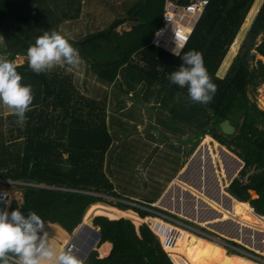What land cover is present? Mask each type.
I'll list each match as a JSON object with an SVG mask.
<instances>
[{
    "label": "trees",
    "instance_id": "trees-1",
    "mask_svg": "<svg viewBox=\"0 0 264 264\" xmlns=\"http://www.w3.org/2000/svg\"><path fill=\"white\" fill-rule=\"evenodd\" d=\"M165 1L137 0L128 7L125 16L117 17L106 28L70 42L79 50L88 70L102 83L122 85L119 76L127 72L132 78H140L139 83L143 82L144 86L159 85L160 95L166 91L173 97L179 92V101L170 110L191 130L182 132L186 135L192 132L196 142L211 135L245 162L238 176L230 185L227 183V191L264 216V180L247 183L245 179L250 173V178L264 173V109L249 94L250 88L255 91L264 83V63L259 61L258 66H250L256 36L264 33V0H209L180 56L151 44L162 25ZM81 3L82 0H0V36L5 44L2 52L14 63L18 55L25 56L23 63H15L16 70L22 76L21 84L30 86L34 96L23 127L12 112L0 114V178L121 196L105 171L106 153L113 142L104 103L107 97L101 102L97 97L81 93L65 69L37 75L29 69L26 59L27 49L45 31H59L61 23L80 16ZM258 3L260 8L254 12ZM257 14L246 42L223 72L232 48L224 57L241 26L235 43L246 34L247 20L251 19L252 23ZM129 15L138 17L134 18L139 21L138 25L119 32L118 27ZM238 44L233 45L236 52ZM258 49L264 55V40ZM190 50L202 54L207 72L217 85L207 105L191 103L187 88L169 80L170 74L182 65L181 56ZM217 71L225 76H218ZM166 95H161L164 104L169 99ZM226 119L235 127L232 134L223 132L220 126ZM22 188L23 203L19 210L25 216L34 211L44 222L59 223L69 233L82 222L84 215V221L98 215L93 223L100 227L99 245L110 241L113 247L104 258H99L93 250L82 264H174L147 224L137 228L131 219L125 218L144 222L147 216L153 215L150 211L121 202L116 204L119 209L101 203V197L72 190L32 185H22ZM251 189L260 196L252 198ZM159 196L150 202L157 205ZM147 207L159 210L155 206Z\"/></svg>",
    "mask_w": 264,
    "mask_h": 264
},
{
    "label": "rangeland",
    "instance_id": "rangeland-1",
    "mask_svg": "<svg viewBox=\"0 0 264 264\" xmlns=\"http://www.w3.org/2000/svg\"><path fill=\"white\" fill-rule=\"evenodd\" d=\"M136 1L137 0H82L81 3L82 11L80 16L77 19L69 20L61 23L59 25L58 32L64 35L69 40L70 43V41L79 39L89 32H94L106 28L117 17L125 16L128 7L135 4ZM260 1L263 2V0ZM255 6L256 7H254L255 9L254 12H256V10H259L260 8L259 3ZM250 10L247 16L249 15ZM258 15L259 14L255 16V19L253 20L252 23H251V19L249 21L247 20L248 23L246 22L247 23L246 27L249 28L246 34L243 33L241 35L238 41L239 44L237 46L238 48L236 52L235 50L236 48L233 45L238 43L235 42L236 39H238V35L240 31L242 30L243 26H241L237 36L235 37L234 42L231 44L226 56L224 57V59L227 57L230 49L232 48L229 59H227L226 62L224 63L223 72L226 71L232 59L239 53L240 49L243 47L249 33L253 28L254 22L256 21ZM247 16L245 18V21L247 19ZM134 18H138V17L129 15V19L123 24H121L117 30L129 31L131 27L138 25L139 21ZM263 36H264L263 32L262 33L260 32L256 36L255 44L251 49V52L254 54V58L251 59V65H250L251 68L256 67L257 66L256 60L260 59V56H263L262 54H260L258 50V45L261 44ZM4 47L5 44L3 37L0 36V56L3 57L4 54L2 51H4ZM136 58H138L137 55ZM24 59L25 56H17L15 59V63L21 64L23 63ZM223 61L221 65L223 64ZM60 68L65 69L66 72L72 75V77L75 80L74 83L78 87L81 93H84L91 97H97L98 100L101 102L105 99V96L107 95L106 101L104 103L107 104L105 109L107 113L109 128L111 133L113 134L115 145H114V150L111 151L108 158L106 155V159L108 162L107 165H109V169H107L106 172L108 173V175L110 176L112 175L111 178H113L114 181L117 182V184L119 185L118 192H120L121 196H112L106 192L105 193L97 192V195L95 196L101 197L103 199V202L107 204L116 205L117 203L121 202V201L119 202L117 201V199L120 198V199H124L125 201L132 200L135 203L145 207L155 205V207H157L159 210H154V211L167 214L177 220H180L187 226L199 230L205 236L208 237L206 239L220 243L224 248H226L228 254L244 256L260 264H264L263 254L235 240L226 238L220 235L217 231L202 226L190 219L182 217L163 207L157 206L154 203H148L144 201L146 198L156 199L157 196L162 193V191L157 188H162L164 185L166 186L169 183V181L176 176L179 169L182 170L185 169V166L191 159L192 155L195 153L198 147L204 142L203 139L200 142L194 141L192 132H190V134L186 136L181 135L183 130H185L186 132H189L191 130L189 129V126H185V123L183 121L179 122L176 119V117L172 113L173 110H170V108L168 109V107L166 106H162L160 109H156L155 107H150V109L146 110L145 108H143L144 103H142L143 101L140 100L150 95L153 96V98L155 99L157 95V91H153V90L159 89V85L152 86L151 88L148 86H144V87L142 86L138 90H135L136 92H132L133 95L130 96L129 94V97H127V91L126 92L121 91L122 89L120 88V84H117V88H112L111 85L102 83V81H100L98 78L92 75L91 70H88V66L84 62H82L76 68H69L67 66L65 67L57 66L53 70L60 71ZM218 71H217V75L220 76ZM224 76H220V77L223 78ZM139 79L138 77H133L130 80L131 82L129 87L131 88L135 87L139 82ZM86 80L87 82H85ZM120 80L123 79L120 78ZM124 80L126 79L124 78ZM142 92H144L147 96L142 97L140 95ZM249 94L252 99L256 100L259 107L264 109V83H262L255 91L250 88ZM161 95L164 96L165 94L161 93ZM166 97L169 98L168 95H166ZM173 100L179 101V92L175 93V95L173 96ZM10 112H11L10 109H8L6 106L0 103V114L7 115ZM166 134L168 138L164 143L163 140L166 138L165 137ZM189 137L191 138L189 139L190 140L189 142L188 141L184 143L182 142L184 141L185 138H189ZM214 140L215 139H211L209 142L210 146L212 147L210 153L212 157H213L212 153L217 154L215 158L213 157V161L215 163V166L217 167L218 170L217 172L219 174V171H222V168L224 167V163H225L224 160L226 159V157H224L220 153L219 149L215 146ZM159 144L163 146L161 147L159 146ZM117 148L118 151L116 150ZM113 151L114 153H112ZM110 169L113 171V173H111L112 171ZM249 175L245 178L247 183L264 180V173L251 178L249 177ZM162 180L164 181V183H160ZM193 180L194 177L192 175H189V179H179L178 183H180L183 186L185 184V187H187L189 190L190 189L192 191L194 190L193 192L190 191L193 194H196L197 192V194L202 197L201 199L205 203L211 202L207 200L213 198L210 197L211 194L214 197L215 195L213 194L212 191L206 192L207 190H203L207 186L206 182L203 183V189H201L198 185H195ZM210 185L212 186V183ZM17 186L18 185H14V182H0V189L7 190L10 193L11 199L13 196L16 197V195L18 194ZM220 186L222 188V193H227L225 192V190L227 191L228 185L226 183V180L223 179L222 177H220ZM251 190H255V189H251ZM134 194L138 195L140 198L139 199L129 198L131 197V195L133 196ZM259 196L260 195L257 192V196H252V198H257ZM233 200H235L237 203V210L233 211L234 213L228 214L226 213V209L225 211H221L223 208L218 207L217 209L218 211L216 212H219L220 214L209 217L208 220L209 224L212 225L216 224V226L223 225L224 228L226 223H224L223 221L225 220L228 221L229 219H231L233 222L236 223L238 219L237 217L240 216V209L245 208L246 202L240 201L234 197L232 198V201ZM122 203H126V202H122ZM211 204L213 203L211 202ZM197 205H199V201ZM199 208H202V206ZM196 210L198 211V209ZM125 218L131 219L136 227L140 226L143 223V222L135 223V220L130 217H125ZM185 221H188L189 223ZM233 227H238L240 233L239 225L232 224L230 228ZM203 228L205 230H203ZM185 230L196 234L194 231H191L189 229H185ZM246 231L247 228L244 226V229L240 233L242 237H245L244 232L246 233ZM225 243H229L234 247H237L235 243H239L243 247L240 248L243 249L248 254L247 253L244 254L241 250H238L236 248L229 247ZM248 249L253 251V253L250 252ZM232 252H237V253H232Z\"/></svg>",
    "mask_w": 264,
    "mask_h": 264
},
{
    "label": "clouds",
    "instance_id": "clouds-1",
    "mask_svg": "<svg viewBox=\"0 0 264 264\" xmlns=\"http://www.w3.org/2000/svg\"><path fill=\"white\" fill-rule=\"evenodd\" d=\"M183 48L184 45L177 39L172 52L180 56ZM26 59L29 69L37 75L50 72L57 66L76 68L82 63L79 50L55 30L45 31L39 36L35 44L27 49ZM181 59L183 63L170 74V82L186 87L191 103L209 104L217 85L207 72L202 54L190 50ZM16 69L14 62L0 56V103L11 110L17 117V123L23 127L34 96L30 86L21 84L22 76ZM4 197L5 194L0 199ZM76 252L77 247L73 252L71 248L65 249L52 243L45 231V222L36 212L29 211L25 216L21 210L11 213L6 209L0 210V264H82V260L73 254Z\"/></svg>",
    "mask_w": 264,
    "mask_h": 264
},
{
    "label": "bare ground",
    "instance_id": "bare-ground-1",
    "mask_svg": "<svg viewBox=\"0 0 264 264\" xmlns=\"http://www.w3.org/2000/svg\"><path fill=\"white\" fill-rule=\"evenodd\" d=\"M213 139L211 135H206L203 138V144L209 145V151L211 152L212 147L210 146L209 142ZM215 141V146L219 147V142ZM213 157L215 158L217 154L212 153ZM203 160L206 162L207 160V154L206 151H204L203 154ZM226 157V156H225ZM224 167L222 168V171H219V181L220 177L226 180V183H229L228 175L230 172V169L236 166V162L232 160L231 158H227L224 160ZM205 166V165H204ZM186 167V166H185ZM209 172L206 171V167H204V183L206 182V187L203 190H207L206 192H213L215 197L211 194L210 200L211 202H208L206 204L201 203V196L197 194H194L197 196V199H195V210L191 209L190 201H192L191 198L185 196L183 190L187 189V187L181 185L178 183V177H176L169 187L173 185V183H177L182 187V193H181V202H177V191L174 189V193H172V202L164 201V198H161L158 200L157 206L163 207L173 213H176L182 217H185L187 219H190L202 226L208 227L214 231H217L220 235L229 238L234 239L235 241L261 253L264 255V216H261L259 214H256L254 210L246 206L243 209H240V216L237 217V224L235 222H230V220L223 221L226 223V225L223 228V225L216 226L209 224V217L215 216L217 214H220L218 211V207H222L223 209L221 211H225L226 213H234L233 211L237 210V203L235 200L229 202L223 195L216 196V192H214V185L211 181V178L207 176ZM189 175H192L195 179L194 172H191ZM180 182V181H179ZM183 182V181H182ZM212 183V186L210 185ZM189 185V184H188ZM186 185V186H188ZM213 188V189H212ZM170 188L167 189V191ZM222 190V188H221ZM189 191H192L191 189ZM194 191V190H193ZM192 191V192H193ZM166 192V191H165ZM225 192L228 193V191L225 190ZM195 193V192H194ZM226 193V194H227ZM228 195V194H227ZM253 196H257V191L253 192ZM165 197V196H162ZM199 198L201 200H199ZM209 199V198H208ZM185 201V203H184ZM199 201V205L198 204ZM203 201V200H202ZM204 202V201H203ZM178 205L180 208H178ZM197 205V207H196ZM202 208H199L201 207ZM202 209V210H201ZM146 221L151 223V226L156 229V232L160 233L163 236L164 230H170L173 229L175 232V238L173 240V235L171 237L170 243L164 242V248L167 251V253L170 255L172 261L174 264H260L252 259H249L244 256L235 255V254H228L226 248H224L220 243L206 239V237H202L199 235H196L190 231H187L179 226L172 225L171 227L167 222L164 220H161V218H147ZM239 225L240 227V233L244 229V226L247 228L246 233L244 232L245 237H242L239 233V228L237 231H231L232 229L230 226L232 225ZM162 230V231H160ZM258 235V236H257ZM104 249L102 248V253H104Z\"/></svg>",
    "mask_w": 264,
    "mask_h": 264
},
{
    "label": "built area",
    "instance_id": "built-area-1",
    "mask_svg": "<svg viewBox=\"0 0 264 264\" xmlns=\"http://www.w3.org/2000/svg\"><path fill=\"white\" fill-rule=\"evenodd\" d=\"M208 4H209V0H192L188 3H182V2H179L178 0H166L165 6H164L162 25L159 27V29L154 34L151 44L156 47L162 48L165 51L173 54L172 49L176 47L177 39H178L179 43L184 45V48L180 50V53H181L185 49L186 45L188 44L194 28L197 25L199 19L201 18ZM119 32H123V31H119ZM75 191L97 195V192H90V191H84V190L83 191L75 190ZM3 194H5L6 197H4V199H0V210L6 209L9 212V207L11 205V200H12L11 196L7 190L0 189V196H3ZM117 201L118 202L121 201V203L126 202L125 204H128L130 206H134V207H138V208L150 211L153 215L149 217L161 218L162 220H164L165 222L169 224L170 228H172L171 227V224H172V225H176L179 227L181 226L184 229H189L198 234H203L199 230L187 226L180 220H177L167 214L154 211L156 209L151 210L150 208L137 204L132 200L125 201L124 199L119 198L117 199ZM143 223L147 224V226L157 235L163 248H164V242L170 243L172 235H173V240H174L175 232L173 229H170L169 231L167 229L164 230V232L162 233L163 234L162 236L160 233L156 232V229H154L151 226V223H149L148 221H144ZM225 244L229 247L241 250L244 254L247 253L238 246L234 247L233 245L229 243H225ZM64 248L65 249L71 248L72 251L74 252L76 249L75 244H74V238H72V240H70L65 245Z\"/></svg>",
    "mask_w": 264,
    "mask_h": 264
},
{
    "label": "water",
    "instance_id": "water-1",
    "mask_svg": "<svg viewBox=\"0 0 264 264\" xmlns=\"http://www.w3.org/2000/svg\"><path fill=\"white\" fill-rule=\"evenodd\" d=\"M223 132L225 133H229L232 134L235 131V127L230 123L229 119L224 120L223 122H221L220 124ZM220 153L227 158H231L232 160H234L236 162V166L230 169L229 175H228V179H229V185L231 184V182L238 176V174L240 173V171L242 170V168L245 165V162L239 158L237 155H235L233 152H231L230 150H228V148H226L224 145L219 143V147H218ZM204 151H206L207 154V160L206 162H204L203 160V154ZM205 165V166H204ZM204 167H206V171L209 172V174H207L208 177L211 178V181L214 185V190L216 192V196L220 197L223 193L221 190V186H220V181H219V174H218V170L217 167L215 166V163L213 161V157L211 156V153L209 151L208 145H204L203 143L198 147V149L195 151V153L192 155L191 159L189 160V162L187 163L185 169H183L179 175L177 176L178 179H189V174L191 172H194L195 175V179L193 180L195 185H198L201 189H203V183H204V178H203V174H204ZM228 185V186H229ZM170 189L163 194V196L165 197H161L164 198V201H169L172 202V193H174V189H176L177 191V202H181L180 199V195L182 193V187L180 185H178L177 183H173V185H171L169 187ZM255 190H250L251 195L253 196V192ZM185 196L189 197L192 199V201H190V205H191V209L193 210V212L196 210L195 209V204L196 201L195 199H197V196L194 195L193 193H191L189 190L184 189L183 190ZM229 202L232 201L233 196L228 192V195L226 193H224L223 195ZM160 198V199H161ZM201 200V199H199ZM202 204H206L205 202H203L201 200ZM19 204L17 202V200H13L11 205H10V212L13 210H19ZM178 208H180V206L178 205ZM230 222H233L231 219H229ZM231 231L234 230H238L235 227L231 228ZM78 231L74 234H76V237L74 239V244L77 247V252L76 254L81 258V259H86L87 256L89 255V253L93 250V248H95L96 244L98 243V241L101 238V233L94 229L90 224H84L80 227H78L77 229ZM88 234H90V236H88Z\"/></svg>",
    "mask_w": 264,
    "mask_h": 264
},
{
    "label": "crops",
    "instance_id": "crops-1",
    "mask_svg": "<svg viewBox=\"0 0 264 264\" xmlns=\"http://www.w3.org/2000/svg\"><path fill=\"white\" fill-rule=\"evenodd\" d=\"M166 2V1H165ZM165 5V4H164ZM71 43V42H70ZM18 56H21V55H18ZM25 60V59H24ZM24 62V61H23ZM119 78H122L123 80H121V81H123V84L122 85H120V88L122 89L121 91H127V97H129V94H130V96L131 95H133L132 94V92H136L135 90H138L140 87H144V83L143 82H141V83H137V85L135 86V87H133V88H131V87H129V85H130V80L132 79V75L130 74V73H127V72H125V74H124V76L123 75H120L119 76ZM124 78L126 79V80H124ZM118 83V82H117ZM119 83H121V82H119ZM145 86H147V84H145ZM111 87L112 88H117V84H115V85H111ZM153 91H157V95H158V98H157V95H156V97H155V99L153 98V96H148V97H145V96H147L144 92H142L140 95L142 96V97H145V98H143V99H141L140 101H143L142 103H144L143 104V108H145L146 110L147 109H150V107H155L156 109H160L162 106H166V107H168V109L170 108V107H172L173 106V104L176 102V101H174L173 100V97H171V96H169V99L167 100V103L166 104H164L163 103V100H162V96H160V94H159V90L158 89H155V90H153ZM117 92V91H116ZM165 95L167 94L166 92H163ZM168 95V94H167ZM175 95V94H174ZM105 97H107V95L105 96ZM147 105V106H146ZM143 110V109H142ZM144 111V110H143ZM176 134H177V132H176ZM189 134V133H188ZM181 135H184V136H186V134L184 133V132H182L181 133ZM166 138L163 140L164 141V143L166 142V140H167V138H168V136H167V134H166V136H165ZM114 138H113V142H112V145H111V147H110V149L108 150V152L106 153V155H107V158H108V156L110 155V153H111V151L112 150H114ZM159 146H163V145H160L159 144ZM117 151H118V148L116 149ZM112 153H114V151L112 152ZM108 164V162H107V159H106V169H105V171L107 170V169H109V165H107ZM111 170V169H110ZM181 170L182 169H179L178 170V172H177V174H176V176H178L179 175V173L181 172ZM112 171V170H111ZM111 173H113V171L111 172ZM106 174H107V176L109 177V179L111 180V182L113 183V185H114V190L117 192V193H119L120 194V192H118V187H119V185L117 184V182H115L114 181V179L113 178H111V176L110 175H108V173L106 172ZM175 176V177H176ZM175 177H173L170 181H169V183L165 186H163L162 188H157V189H160L161 191H162V193H161V195L159 196V198H161L162 196H163V194L165 193V191L167 190V188H169V185H170V183L172 182V180L175 178ZM0 182H14V185H18L17 186V189H18V194L16 195V197H12V200H11V203H12V201L13 200H17V202H18V204H19V207H21V205H22V203H23V188H22V185H32V186H35V187H42V188H49V189H56V188H58V189H64V190H72V191H74V190H81V189H74V188H65V187H57V186H48V185H45V184H37V183H30V182H26V181H23V180H8V179H1L0 178ZM160 183H164V181L162 180ZM22 188V189H20V188ZM164 191V192H163ZM75 192V191H74ZM126 195V194H125ZM127 196V195H126ZM128 197V196H127ZM129 198H134V199H139L140 197L138 196V195H136V194H134L133 196L131 195V197H129ZM235 198V197H234ZM150 200H153L152 198H146L144 201L145 202H148V203H151L150 202ZM97 203H100V202H97ZM101 203H104L103 201H101ZM95 204V203H94ZM94 204H92V205H94ZM105 204H107V203H105ZM108 205H112V206H115V207H117V208H119L117 205H115V204H108ZM20 209V208H19ZM89 209V208H88ZM119 209H121V208H119ZM122 210H128V209H122ZM129 210H132V211H134L133 209H129ZM87 212V211H86ZM136 214H138L139 215V213L138 212H136V211H134ZM9 213H11L10 211H9ZM86 214V213H85ZM95 216H98V215H93L92 217H90V220H86V221H84V217H85V215L83 216V220H82V222L75 228V230L72 232V233H69L65 228H63L59 223H51V222H45V226H47V227H45V231L48 233V236H49V239H50V241L52 242V243H54L55 245H57L58 247H62V248H64L65 247V245L73 238V237H76V234H74V233H76L78 230V227H80V226H82V225H84V224H90L94 229H96V230H98L99 232H100V227H98V226H95L94 225V223H93V219H94V217ZM103 216V215H102ZM140 216V215H139ZM121 218V217H120ZM148 218H152V217H148ZM153 218H155V217H153ZM119 219V218H118ZM112 220H115V219H112ZM137 228H139V226L137 227ZM101 233V232H100ZM41 235H42V233H40ZM88 236H90V234H88ZM101 239V238H100ZM99 242H100V240L98 241V243L96 244V246H95V248H93V250H95V251H97V254H98V257L99 258H104V257H107L109 254H110V252H111V250H112V247H113V245H112V243L110 242V241H105V242H103L102 244H100L99 245ZM99 245V246H98ZM102 248H105L104 249V253H102ZM92 250V251H93ZM91 251V252H92ZM90 252V253H91ZM89 253V254H90ZM73 254H75V255H77L76 253H73ZM78 256V255H77ZM89 256V255H88ZM88 256H87V258H88ZM79 257V256H78ZM80 258V257H79ZM86 258V259H87ZM81 259V258H80ZM86 259H81V260H83V261H85Z\"/></svg>",
    "mask_w": 264,
    "mask_h": 264
},
{
    "label": "flooded vegetation",
    "instance_id": "flooded-vegetation-1",
    "mask_svg": "<svg viewBox=\"0 0 264 264\" xmlns=\"http://www.w3.org/2000/svg\"><path fill=\"white\" fill-rule=\"evenodd\" d=\"M263 40H264V36H263V39H262V42H261V44L263 43ZM260 44V45H261ZM260 45H258V48H259V46ZM259 50V49H258ZM260 52V51H259ZM260 54H262L261 52H260ZM263 55V54H262ZM257 61V66L259 65V61H262L263 63H264V55L263 56H260V59H257L256 60Z\"/></svg>",
    "mask_w": 264,
    "mask_h": 264
}]
</instances>
